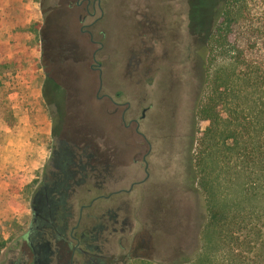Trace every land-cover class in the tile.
Wrapping results in <instances>:
<instances>
[{"label": "rangeland", "instance_id": "374dc122", "mask_svg": "<svg viewBox=\"0 0 264 264\" xmlns=\"http://www.w3.org/2000/svg\"><path fill=\"white\" fill-rule=\"evenodd\" d=\"M76 2L0 0L1 94L14 117L12 126L0 122V236L7 248L19 235L29 212L30 191L49 155L55 116L76 132L92 127L105 130L108 140L115 141L108 131L113 119L109 113L104 116L96 101V63L106 58L109 94L119 102L130 101L139 130L152 144L153 193L126 199L134 223L143 219L146 223L144 228L134 226L138 252L143 245L145 255L134 264H181L197 254L205 221L203 195L189 158L193 141L206 125L196 114L200 49L211 32L217 1L100 0L102 18L97 3L91 14V6L87 13L85 2L80 6ZM141 12L152 21L145 41L153 49L147 57L154 60V72L139 69L131 77L122 55L142 31ZM152 27L155 32H150ZM148 107L142 120L141 112ZM129 135L123 129L124 182L143 176L140 161L133 162ZM6 248L0 251V264Z\"/></svg>", "mask_w": 264, "mask_h": 264}, {"label": "flooded vegetation", "instance_id": "af4514ba", "mask_svg": "<svg viewBox=\"0 0 264 264\" xmlns=\"http://www.w3.org/2000/svg\"><path fill=\"white\" fill-rule=\"evenodd\" d=\"M84 2L87 13L91 6V14H95L94 3H97L102 18L104 9L100 0H77L75 5ZM146 15L140 13L144 20L139 22L142 31L135 35L125 56L122 55L131 77L139 69L154 72V60L147 57L153 49H148L145 41L152 21ZM155 31L152 27L150 32ZM164 34L169 35V30ZM157 41L161 43L163 39ZM103 47L101 43L98 50L102 51ZM161 51L165 52L164 46ZM167 55L166 52L163 57ZM105 62L106 58L96 63L99 71L96 101L104 116L109 113L113 119L108 131L115 141L108 140L105 130L85 127L76 132L55 116L47 161L41 165L30 191L29 212L21 223L19 235L11 247H5L4 264H134L145 258L143 245L138 252L140 244L135 240L134 226L144 228L146 223L144 219L134 223L126 199L133 194L147 198L153 193L149 162L152 144L139 130L140 123L131 114L130 101L122 103L109 94L110 87L104 82ZM148 109L142 110V120ZM123 129L130 131L128 144L135 151L133 162L140 161L143 174L128 182H124L121 164Z\"/></svg>", "mask_w": 264, "mask_h": 264}, {"label": "trees", "instance_id": "16d2710c", "mask_svg": "<svg viewBox=\"0 0 264 264\" xmlns=\"http://www.w3.org/2000/svg\"><path fill=\"white\" fill-rule=\"evenodd\" d=\"M216 1L200 49L196 114L206 125L189 158L205 221L197 254L181 264H264V0ZM2 91L0 122L12 126Z\"/></svg>", "mask_w": 264, "mask_h": 264}]
</instances>
